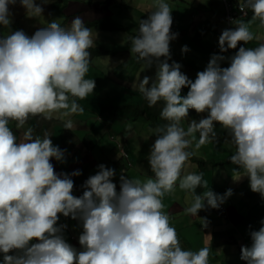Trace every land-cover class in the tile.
Returning <instances> with one entry per match:
<instances>
[{
  "label": "clouds",
  "instance_id": "clouds-1",
  "mask_svg": "<svg viewBox=\"0 0 264 264\" xmlns=\"http://www.w3.org/2000/svg\"><path fill=\"white\" fill-rule=\"evenodd\" d=\"M16 3L0 0L4 28L10 29L9 5ZM19 3L30 18L43 13L35 0ZM236 6L243 14L234 13L232 28L222 30L218 45L220 53L237 51L229 57L213 53L192 80L181 71L182 64L171 60L170 41L178 36L171 31L172 9L166 0H153L147 18H140L136 33L130 31L133 35L126 37L137 62H143L144 69L156 68L154 78L145 75L133 85L149 107L163 105L160 117L165 123L152 130L156 139L147 156L153 177L131 178L121 169L117 190L116 170L101 163L82 185L80 196L73 195L72 179L80 170L57 173L50 162L65 159V150L53 144L51 135L47 131L42 137L34 135L35 129L29 127L18 139L9 125L15 122L19 129L30 117H43L72 129L70 117L83 111L81 100L96 86L85 76L96 57L90 50L97 33L80 16L68 26L71 16H65L64 26L52 20L35 31V23H30L33 35L21 26L0 38V264H209L208 247L193 251L181 246L163 211V197L179 180L180 189L191 197L184 211L197 217L198 211L219 208L233 194L231 188L223 195L211 190L197 194L198 187L207 189L204 173L182 175L196 150L217 141L218 122L228 131L229 159L240 172L233 179L248 177L250 189L264 198V43L247 47L241 42L254 38L253 21L264 25V0H236ZM188 51L182 46V53ZM225 60L228 67L221 66ZM184 87L189 89L186 95L181 94ZM190 109L207 115L188 119ZM94 119L101 123L99 117ZM183 120H188L187 128ZM125 161L131 165L128 152ZM59 214L79 222L80 248L65 239L67 225L58 224ZM201 219L207 227L206 218ZM261 224L250 232L251 244L241 246L240 259L246 264H264V220Z\"/></svg>",
  "mask_w": 264,
  "mask_h": 264
},
{
  "label": "crops",
  "instance_id": "crops-1",
  "mask_svg": "<svg viewBox=\"0 0 264 264\" xmlns=\"http://www.w3.org/2000/svg\"><path fill=\"white\" fill-rule=\"evenodd\" d=\"M166 2L176 8L175 18L180 20L183 25L191 26L194 33L200 29V35L204 33L207 36H211L210 39L208 37L205 40L199 39L195 43L193 42V51L195 53L193 58L198 64L196 68H198L199 71L205 69L213 53L229 57L234 55L237 51L236 49H229L226 53H220L218 38L222 30L226 28L224 11L223 13L220 12L221 16H213L215 11H213L214 7L211 3L210 6H207V3H204L203 5L198 3L196 4V7H192L191 10H189L190 7L183 0H166ZM251 16L252 13L244 19L250 20ZM197 18L203 19V21L198 20L196 22ZM250 27L254 38L248 42V44H244V42L241 41L243 45L247 47H257L260 43H264V25L256 20L251 23ZM221 66L228 67L229 61H222ZM194 71L195 70L190 71L191 76ZM195 78L196 76L191 77L192 80H195ZM81 102L83 105L82 107L87 110V112H92L91 109L85 108L89 107L91 105L90 103L84 100H81ZM193 111L194 113L189 114L188 119L194 117L193 119L199 120L203 117L202 113L197 114L195 110ZM87 112L84 110L83 112L79 111L70 117L73 123L72 129L64 128L63 124L58 126L59 122L55 119L45 120L43 117H30L28 122L22 128H19V138L23 136V133L29 127L35 129L34 135H39L41 137L43 136L44 131H47L51 135L50 138L53 144L58 145L61 149L65 150L64 162L56 161L54 158L50 161L57 173H69V166L74 170L78 169L82 163L90 162L93 163V166L92 164L91 166L98 170L97 165L103 163L116 170L113 182L117 185V190H119L121 169L128 171V167L135 168V164L133 165L131 162V165L127 166L121 158L119 160H113L112 157H109V154L113 153V151L118 153V149L110 139V133L108 134V132H110L109 128L106 127L108 131H105L100 126H97L96 121L93 118L95 115H88ZM204 114L205 116L207 115V113ZM112 115L113 114L110 112V119L113 118ZM83 116H87L89 119H84ZM214 123L215 131L217 133V141L215 143H206L202 145L200 149L196 150V155L194 156L204 163L198 164L193 157L190 158L182 175L188 172L204 173V179L207 180L208 186L207 189L198 187L197 194H202L206 190H211L217 194L223 195L229 188L233 190V194L222 204L223 209L206 207L205 209L198 211L197 217H192L184 211L185 208L190 206L191 197L184 190L180 189L178 180L174 191L165 194L164 197H168V199H164L163 197V211L169 215L170 224L176 229L181 246L184 249L195 251L203 247H208L209 264H246L244 260L240 259L241 246L250 245V232L259 230L262 226L261 221L264 220V198H262L259 193L253 192L250 189L248 177L245 176L239 181L233 179V176L239 175L240 172L234 170L237 166L232 164L229 159L232 155V146L228 137V131L218 122ZM113 133L117 140L122 142L128 154L132 147H137V145L144 141L143 139H139V135H135L133 139V131H128L126 128L121 132L114 131ZM149 136V142L152 145L156 139V135L153 134L151 130ZM196 137L198 140L199 136L196 135ZM94 146L102 148V151L99 152L100 155L102 154L99 163L96 162L95 158H92L90 161L88 160L89 157L85 156V154H91V152H93L95 156L97 155V151L101 148L95 151L93 148ZM194 147L195 143H193V148ZM146 148L147 152H145L144 156H141L140 159H138L141 163L139 164L140 167L137 169L142 172L141 176L147 178V173L145 174L144 171L141 170L142 166L147 164V167L144 169L151 172L147 159L150 147L146 146ZM104 152L105 155L103 154ZM104 158L106 159V162H103ZM126 171L124 174L127 173ZM150 177L151 176H148V178ZM73 195H82L76 186H74ZM177 199L179 200L177 201ZM59 216L60 219L58 224L67 225V228L64 230V236L67 242L70 243L73 228L68 227L69 220L74 222V227L77 230L81 228L79 222L71 217H64L63 214H59ZM200 217L206 218L207 227L204 226ZM249 219L250 221L256 220L258 225L253 226ZM183 239H186L187 241H183ZM71 245L75 246L72 243ZM227 252H229L228 255L230 257L228 263L221 257L222 254ZM0 260H2V254H0Z\"/></svg>",
  "mask_w": 264,
  "mask_h": 264
},
{
  "label": "rangeland",
  "instance_id": "rangeland-1",
  "mask_svg": "<svg viewBox=\"0 0 264 264\" xmlns=\"http://www.w3.org/2000/svg\"><path fill=\"white\" fill-rule=\"evenodd\" d=\"M54 1L56 0H49V2L45 4L42 3V0H35V3L41 5V7L43 8V13L39 17L31 18L26 15V9L20 5L19 0H17V3L15 5H9V9L11 12L10 29L4 28L2 25H0V38L8 34L10 31L20 30L21 26L23 28V31L27 35L31 36L40 28V26H47L48 22L57 20L58 16H61V13L59 14V10H57L53 6ZM183 1L188 4V6L190 7L189 10H191L192 7H196V4L198 3L202 5L204 3H207V6H210L211 3L214 7L213 11H215V14L213 13V16H221L220 12L223 13L221 0H205V2H201V0ZM152 3L153 0H127V2L126 0H59V4L61 6H56L60 8L61 12L64 15L61 16L63 21H67L65 19V16H71L67 23L68 26L70 25V21L75 16H80L84 20V22L87 21L86 19L102 16H113V18H115V21L121 23L123 27H125L124 31H129L123 32L120 30H97L95 28H92L93 32L97 33L95 46H101L114 53L113 55L109 56L101 55L98 58H92L89 66V71L87 72L85 78L93 79L96 86L93 93L89 94L88 97L83 99L84 101L91 104L89 107L85 108L91 109L92 112H87V110H85L84 108L83 110L87 112L88 115H95L101 119V123H98V121H96V125L100 126L105 131H108L106 127L109 128L110 132H108V134L110 133V136L115 138V141L111 139V141L114 142L115 146H121L122 142L117 140L113 132H121L124 128H126L128 131H133V139L135 135H139V139L144 140L143 143L137 145V147H132L129 150V159L132 161L133 165L135 164V168L128 167L129 169H127V173H123L124 175L131 178H138L141 180H146L148 176L152 177V172L144 169L147 167V164L143 165L141 169L145 174L147 173V178L145 176H141L142 172H140L137 168L140 167L139 164L141 163L138 159H140L141 156H144L145 152H147L146 146L151 147V143L149 142V133L155 127L150 126V119L145 115H139V110H136L133 106H131L132 104H128L125 106H122L121 104L124 102L141 104L146 101L142 94L139 93V91L135 89L133 85L134 83H138V78L142 80L145 75L152 78L155 77V65H153L151 68L144 69L143 62H137L136 56L135 54L131 53L130 45L126 40L127 36L133 35L132 33H130V31L136 33L135 29L137 30L138 28L139 19L147 18V12L150 10V6L152 5ZM170 7L172 9L171 14L173 17L171 31L174 33H178L177 38L170 41L171 60L182 64L181 71L191 79L189 71L195 70L192 74V77L196 76L197 72L199 71V69L196 68L198 64L193 58L195 54L193 51V44L199 39L205 40L208 37L210 39L211 36H207L204 33L200 35V29L198 31H195L197 34L194 33L191 26L183 25L180 20L175 18L176 8L174 6L172 7V5H170ZM198 20L203 21V19L197 18L196 22ZM30 23H35V31L31 29V27L33 26ZM133 24H136V28H134ZM184 45H187L189 48V51L186 53L181 52L182 46ZM171 60L169 61V63H171ZM150 84L151 81L149 83V86ZM188 90L189 89L187 87L182 88L181 94L186 95ZM104 106L109 107L104 108ZM162 106V103H158L152 108H158L161 111ZM193 110L194 109H190L189 114L194 113ZM109 111L113 114V118L111 119L109 116ZM202 115L205 116L204 113H202ZM83 118L89 119L87 116H83ZM193 118L194 117H191V119ZM157 120L163 123V121H161L160 119L157 118ZM181 123L185 128H187L188 120H183L181 121ZM9 126L13 129L14 133L19 139V129L16 128L15 123H10ZM196 135L199 136L198 133ZM93 148L95 149V151H97V149L101 147L94 146ZM101 151L102 148L97 151L96 156L93 152H91V154H85V156L89 157L88 160L90 161L92 158H95L96 162L99 163L102 156V154H99V152ZM103 154L105 155V152ZM109 157H112L113 160L120 159L116 151L110 153ZM103 162H106L105 158L103 159ZM91 164L92 162L82 163V165L78 167V169L74 170L71 169V166H69V173H72L75 170H80L81 172L79 176L72 177L74 186L75 183L81 180L86 181L89 176L94 175L98 171L97 169L93 168ZM80 193L83 192L80 191ZM164 199H168V197H164ZM178 200L179 199H177V201ZM219 209H223L222 204ZM73 223L74 222L69 220L68 227L73 228L70 244L72 243L75 245L74 247L80 248L77 237H79L82 228L78 230L75 229ZM250 223H252L253 226L258 225L256 220L250 221ZM228 254L229 252L221 255L222 259L227 263L230 260ZM245 263L247 262L245 261Z\"/></svg>",
  "mask_w": 264,
  "mask_h": 264
},
{
  "label": "trees",
  "instance_id": "trees-1",
  "mask_svg": "<svg viewBox=\"0 0 264 264\" xmlns=\"http://www.w3.org/2000/svg\"><path fill=\"white\" fill-rule=\"evenodd\" d=\"M233 7H236V0H229ZM54 7L56 6H61L59 4V0L57 1H54ZM59 9V14L61 13V10L59 7H56ZM119 17V16H118ZM87 21H85V24L91 28H95L97 30H110V31H113V30H123L125 29L122 24H120L119 22L115 21L114 18L112 16H102V17H97V18H91V19H86ZM56 22L60 23L61 25L64 26V21L62 22L60 17L58 16ZM234 26V25H233ZM250 47V46H248ZM91 53L96 56L97 58L100 57L101 55H104V56H109V55H113L114 52L106 49V48H103L101 46H95L93 47L91 50ZM128 104H132L131 106H133L136 110H139L138 114L139 115H145L147 116L151 123H150V126H153V127H156L157 125H161L163 123H165V121H163L160 117V109L158 108H152V107H149L147 102L144 101L143 103L141 104H135V103H131V102H124L122 103L121 105L122 106H125V105H128ZM109 106H104V108H108ZM160 119L162 122L158 121L157 120ZM121 160H123L125 163V159L123 157H120ZM195 159V162L196 163H204L202 162L200 159L196 158V157H193ZM129 161V160H128ZM130 162H132L130 160ZM93 165V163H92ZM127 165V164H126ZM84 167V166H83ZM127 167V166H126ZM84 184V181H79L77 183H75V186L78 190L80 191H84V188L82 187V185ZM181 238H184V237H181ZM183 241H187L186 239H183Z\"/></svg>",
  "mask_w": 264,
  "mask_h": 264
},
{
  "label": "built area",
  "instance_id": "built-area-1",
  "mask_svg": "<svg viewBox=\"0 0 264 264\" xmlns=\"http://www.w3.org/2000/svg\"><path fill=\"white\" fill-rule=\"evenodd\" d=\"M224 7H225V10H226L227 22L228 23H230V18L231 19H235L236 18L234 13L239 12V13L243 14L241 12L239 6L233 7L232 3L229 0H224ZM229 28H232V27H229ZM119 148H120L121 154L126 159L127 158V154L125 153L124 149L122 148V146H119ZM127 163L129 164V161H127Z\"/></svg>",
  "mask_w": 264,
  "mask_h": 264
},
{
  "label": "bare ground",
  "instance_id": "bare-ground-1",
  "mask_svg": "<svg viewBox=\"0 0 264 264\" xmlns=\"http://www.w3.org/2000/svg\"><path fill=\"white\" fill-rule=\"evenodd\" d=\"M232 27L230 23L226 22V28Z\"/></svg>",
  "mask_w": 264,
  "mask_h": 264
}]
</instances>
